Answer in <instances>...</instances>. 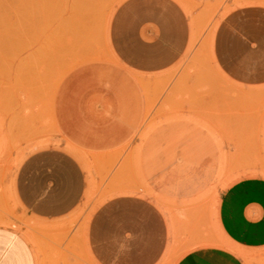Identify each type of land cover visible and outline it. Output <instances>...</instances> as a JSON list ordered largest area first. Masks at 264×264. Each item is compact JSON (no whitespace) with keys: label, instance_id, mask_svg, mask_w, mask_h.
<instances>
[{"label":"rangeland","instance_id":"rangeland-1","mask_svg":"<svg viewBox=\"0 0 264 264\" xmlns=\"http://www.w3.org/2000/svg\"><path fill=\"white\" fill-rule=\"evenodd\" d=\"M125 0H0V226L37 247L40 264H97L88 227L107 200L137 194L153 200L170 227L159 264H180L201 248L264 264V250L230 243L218 222L221 194L243 178H264V86L247 88L214 57L220 22L264 0H175L189 19L183 55L161 74L134 76L146 102L135 139L94 154L61 137L53 99L61 81L90 62L113 63V12ZM59 148L87 175L82 203L69 216L37 220L20 206L15 178L34 152ZM35 227V229H34Z\"/></svg>","mask_w":264,"mask_h":264},{"label":"crops","instance_id":"crops-1","mask_svg":"<svg viewBox=\"0 0 264 264\" xmlns=\"http://www.w3.org/2000/svg\"><path fill=\"white\" fill-rule=\"evenodd\" d=\"M189 19L175 0H125L113 12L108 43L113 63L90 62L70 72L53 99L61 137L89 153L119 148L135 139L146 102L134 76L161 74L186 50ZM214 57L237 84L264 86V7L229 13L214 37ZM17 200L30 216L54 220L82 203L87 175L59 148L39 150L20 165ZM218 222L226 239L245 250H264V178H243L220 196ZM35 229V227H34ZM170 242L166 215L151 199L120 195L104 202L88 227V249L97 264H159ZM36 245L0 226V264H40ZM180 264H244L230 251L201 248Z\"/></svg>","mask_w":264,"mask_h":264}]
</instances>
